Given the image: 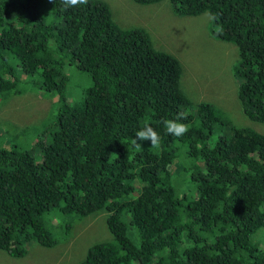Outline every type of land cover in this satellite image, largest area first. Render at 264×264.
I'll return each mask as SVG.
<instances>
[{"label": "trees", "instance_id": "1", "mask_svg": "<svg viewBox=\"0 0 264 264\" xmlns=\"http://www.w3.org/2000/svg\"><path fill=\"white\" fill-rule=\"evenodd\" d=\"M42 5L0 0V97L29 86L57 98L48 137L35 133L29 149L0 146V250L18 257L28 241L52 246L50 212L104 210L111 240L88 245L75 264H264L250 239L264 228V133L233 127L214 136L224 124L220 110L198 101L189 111L178 59L154 48L143 28L119 27L104 1L65 8L56 0L45 7L49 18L38 14ZM169 5L175 15L206 12L208 35L235 46L241 112L264 123V0ZM73 62L92 83L69 104L63 66ZM179 112L189 126L182 137L163 125ZM146 123L159 148L133 145Z\"/></svg>", "mask_w": 264, "mask_h": 264}, {"label": "rangeland", "instance_id": "2", "mask_svg": "<svg viewBox=\"0 0 264 264\" xmlns=\"http://www.w3.org/2000/svg\"><path fill=\"white\" fill-rule=\"evenodd\" d=\"M38 7L41 17L49 18L52 2L40 0ZM110 9L113 21L122 28L141 27L149 35L154 48L169 52L181 64L180 86L191 101L189 111L193 112L196 102H210L220 110L224 124H218L214 136L229 133L233 127H248L264 133V123L248 119L241 112L237 99L238 79L233 74V65L237 61L236 48L232 43L222 42L208 35L207 13L199 15L173 14L169 0H160L153 4L140 5L130 0H102ZM45 4V5H44ZM44 15V16H43ZM51 46V41H47ZM8 63L14 72L18 71L15 59L8 57ZM63 71L67 76L65 100L76 103L82 90L91 85L86 72L76 68L75 63H65ZM22 74V73H21ZM34 75L33 80H36ZM29 89L20 95L0 97V146L20 143L22 148H31V139L35 133L48 137L57 107V98L52 93ZM37 161L39 151H32ZM136 182V181H135ZM108 212L96 211L86 216L74 212L53 211L47 215L55 243L52 246H40L34 241L25 243L22 256H8L0 250V264H75L84 255L88 245L100 240H111L105 225ZM127 236L135 239V232L128 227ZM252 242L264 250V228L256 230L251 236Z\"/></svg>", "mask_w": 264, "mask_h": 264}, {"label": "clouds", "instance_id": "3", "mask_svg": "<svg viewBox=\"0 0 264 264\" xmlns=\"http://www.w3.org/2000/svg\"><path fill=\"white\" fill-rule=\"evenodd\" d=\"M49 2L55 3L56 0H49ZM62 5L65 8L68 7H79L82 5H86L88 0H61ZM209 19L215 20V16L209 13ZM222 29L217 26V31H221ZM186 113L179 112L175 119H167L163 121V125L168 134L182 137L189 131V126L185 123H181V120L186 119ZM136 139H133L132 143L135 147L141 148V144L138 141H150V145L153 148H159L161 144L160 135L149 125L145 124L144 127L139 130L136 135ZM110 234V233H109ZM111 236V235H110ZM214 236L209 235V239L211 240Z\"/></svg>", "mask_w": 264, "mask_h": 264}]
</instances>
